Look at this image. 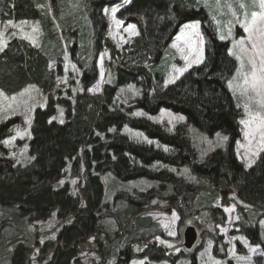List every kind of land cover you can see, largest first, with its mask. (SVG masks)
<instances>
[{
	"label": "trees",
	"instance_id": "16d2710c",
	"mask_svg": "<svg viewBox=\"0 0 264 264\" xmlns=\"http://www.w3.org/2000/svg\"><path fill=\"white\" fill-rule=\"evenodd\" d=\"M120 1H86L95 27L94 40L99 49L106 29L102 11L106 6ZM201 4L200 0H132L130 7L119 17L138 27L140 44L137 53L152 68L141 69L140 73L121 70L114 85L106 86L100 95H92L89 89L98 79V70L93 64L90 70L83 72L82 91L72 96V101L60 98L63 93L58 89L57 80L62 76L61 69L60 66L56 70L50 68L49 58L43 52L48 53L46 45L41 50L21 38L9 40L0 53V91L13 96L34 85L49 95V101L45 108H37L34 112L29 161L26 165L16 164L3 145L11 127L21 123V120L15 118L0 124V207L11 213L17 212L15 214L20 216L16 228H13L10 220L2 222L0 250L5 247L6 237L26 235L25 232L34 223L56 214L59 219L70 218V221L60 228L56 237L57 245L46 244L41 248L42 253H50L46 264H81L79 245L91 238L101 247L103 257L108 258L105 244L107 237H103L100 232L101 223L107 217L104 212L107 205L103 177L112 174L123 182L148 179L160 183L161 190H165L168 184L173 188V195H165V198L175 204L179 199L177 185L182 180L167 170L151 171L150 167L155 163L189 167L195 176L209 182L220 193L226 194L221 188L227 187L228 192H235L242 201L264 210V151L258 162L250 168H246L236 156L237 142L241 138L239 121L242 113L228 90L227 82L237 64L228 55L227 45L216 40L214 31L208 27L211 24L207 26L209 17ZM40 6L34 0H0V23L49 21ZM146 18L148 22L145 23ZM194 20L203 21L204 28L208 30L204 31L209 40L205 62L165 89V98L168 100L155 101L150 91L155 90V82L159 85L162 83L165 69L160 68L164 63L167 45L180 26ZM47 29L49 35L51 31L49 27ZM106 47L115 57V50L108 41ZM76 48L77 45H74L73 50ZM127 84L142 86L144 91L132 110L140 109L153 116L161 109H167L183 115L186 123L170 132L164 125L134 119L131 112L123 113L118 107L113 109V98L118 88ZM67 94L71 95L70 92ZM54 95L58 98L53 99ZM60 104L65 113L62 124L52 120ZM125 126L143 131L150 140L169 147V153L124 135L121 131ZM187 126H193L209 136L218 132L227 134L226 148L214 151L205 163L196 162ZM68 167L70 178L78 180L77 193L70 192L69 184L57 187ZM142 196L148 197L147 194ZM153 196L150 194L148 198ZM142 204L139 201L136 207ZM133 209L125 208L119 212L118 216L124 212L128 214L124 221L116 219L120 227L129 223H132V227L142 220L132 216ZM11 228L13 231L9 230ZM30 241L25 236L23 241L14 242L11 249L5 248L2 255L8 258V264L26 263L30 254ZM161 252L158 250L157 254L160 256ZM133 256L127 246L120 251L115 264H129Z\"/></svg>",
	"mask_w": 264,
	"mask_h": 264
},
{
	"label": "rangeland",
	"instance_id": "374dc122",
	"mask_svg": "<svg viewBox=\"0 0 264 264\" xmlns=\"http://www.w3.org/2000/svg\"><path fill=\"white\" fill-rule=\"evenodd\" d=\"M34 1L37 6L42 4L43 12L49 18V21L43 19L44 21H22L26 22L23 24L16 21H11L12 24H9V21L0 23V45L3 46L0 53L6 48L9 40L14 37L24 39L41 50L46 45L48 53L43 52L49 58L50 68L56 70L60 66L61 69L62 76L57 80L58 89L63 93L60 96L61 99L72 101V96L81 93V76L83 72L90 70L93 64H96L98 79L89 89V93L92 95H100L106 86L114 85L121 70L126 73H140L141 69L149 70L152 68L150 63L137 53V47L140 44L138 27L135 23L119 17L126 8L130 7L132 0L130 3H125L122 0L103 9L102 18L105 21L106 29L103 34L104 40L100 41V49L94 40L95 27L91 15L88 13L87 0ZM200 1L202 3L201 7L206 9L209 17L207 26L211 24L208 27L214 31L216 40L227 45L228 55L237 64L236 70L229 80L233 82V88L228 87L229 81L227 87L237 108L242 113L240 121L247 119L248 117L244 111L246 103L250 104L253 112L260 111V109L255 102L249 101L247 95H241L240 89L236 87L237 84H242V79L236 76L237 70L240 69V61L236 57L243 54L239 46L234 48L233 45H238L240 41H244L245 47H251L248 33L244 31L242 25L251 21L253 12L259 13L261 11L259 0ZM241 3L244 4V8L240 7ZM113 9H118L115 19L122 22L119 26L113 20ZM245 13H247V16H245ZM144 21L145 23L148 22L147 18ZM194 23L199 24V32L203 36V60L201 63H194L184 74L192 68L204 64L209 46L208 35L204 32L207 30L204 28L205 24L200 20L186 22L180 26L167 45L164 63H160V66L162 64L160 69H165L162 83L159 85L158 82H155L154 88L156 91H150V96L154 97L155 101L168 100L165 98V89L169 85L175 84L184 75L179 76L174 83H168L165 86L169 76L175 74V69L186 66L185 61L181 58V53L173 47V44L184 47L187 36L179 41L177 37L180 36L182 30L188 32L187 29H184L185 25ZM130 25H135V34L128 31ZM34 27L37 29L35 32H33ZM48 27L51 31L49 35H47ZM229 32H231V35H229ZM221 35L225 36V39L222 40ZM106 41L113 46L116 53L115 57H112L110 50L106 47ZM74 45H77V48L73 50ZM101 56L104 57L102 65L104 77L102 81L100 77ZM244 64L243 71H250L246 55H244ZM72 65L76 66L75 70ZM151 72H153V69H151ZM65 77L67 78L66 83L64 82ZM139 80H141V77ZM97 85H99L98 89ZM129 86L134 87L130 88ZM68 92L71 95L67 94ZM143 92L142 86L136 84H127L118 88L117 94L113 98V109L118 107L123 113L131 112L130 115L134 116V119H145L151 123L164 125L170 132H174L177 126L186 123V118L183 115L167 109H161L157 115L153 116L144 113L140 109L134 108L132 110V107H136L137 101L142 98ZM21 93H24V95H20ZM13 96L16 97L15 101L11 99ZM13 96L6 94L0 96V124L3 121L15 118H19L21 123L11 127L9 137L6 140L12 142L10 144L3 143V145L16 164L26 165L29 161L28 149L32 138L34 112L37 108L43 109L46 107L49 95L33 85ZM53 97V99L58 98L57 95ZM62 107V104L56 107L55 119L52 118L53 121L60 124H62L61 119L63 123L65 121L64 108ZM61 110L63 111L62 116ZM137 112L144 113V115L137 116L135 115ZM168 113L173 116H182L184 119L173 120L172 123H169ZM149 117H152V119H149ZM240 125L241 138L237 142L236 156L246 168H250L247 166L248 159L254 161L251 167L254 166L264 150L258 151L257 155L249 153L246 157V148L242 147V145H247L244 137L245 128L241 123ZM125 128L130 131H125ZM187 131L198 163H205L214 151L224 149L227 146L228 140L223 141L218 138V134L219 137L227 136L223 132L209 136L193 126H187ZM17 132L20 134L18 135ZM121 132L134 141L153 145L155 148L167 153L170 151L169 147L160 144L158 141L150 140L143 131L125 126ZM137 133H141L142 136H137ZM144 137H147V139H144ZM148 141H151V143ZM150 170L153 172L167 170L174 177L182 180L177 185L178 201L172 204L165 198V195H173V188L168 184L165 185V190H161L160 183L156 181L137 179L123 182L112 174H106L103 180L106 186L104 199L107 205L104 212L107 217L101 223L100 232L103 237H107L105 244L108 258L103 257L101 247L91 238L79 245L82 258L81 264H115L120 251L126 249L127 246L130 247L134 255L129 264H264V210L242 201L235 192H228L229 188L227 187L221 188V190L227 192L226 194L220 193V190L214 188L209 182L195 176L189 167L180 168L155 163L150 167ZM70 176V167H68L65 176L57 183V187L69 184L70 192L77 193L76 184L78 180H73ZM74 181L75 183H73ZM188 186L191 187L190 190ZM144 194H147L148 197L150 194L154 196L144 198L142 196ZM132 200L134 203H131ZM139 201L143 204L136 207ZM233 207L234 211H225V209ZM125 208H134L132 216L142 220L132 227V223L120 227L116 219L126 220L127 213L124 212L118 216L119 212L125 210ZM15 213L0 207V228L3 226L2 222L7 220L13 223V228L16 224L18 225L20 216ZM173 214L178 217L175 222H172ZM69 221L70 218L61 220L56 214H53L45 221L34 223L27 229L26 235L20 236L18 234L14 238L6 237L5 247L0 250V264H8V258L2 255L5 248L9 247L11 249L14 242L23 241L25 236L31 239L30 254L25 264H46L50 253H42L41 248L46 244L55 243L57 245L56 237L60 228ZM4 227L8 228V226ZM189 227L195 228L198 234L197 243L190 250L184 246L185 231ZM9 230L13 231L12 228ZM169 231L175 232V235H169ZM38 242L39 244H37ZM142 242L143 244H141ZM158 250L163 251L160 256L157 254ZM155 257L161 258L156 259Z\"/></svg>",
	"mask_w": 264,
	"mask_h": 264
},
{
	"label": "snow or ice",
	"instance_id": "6c2138e0",
	"mask_svg": "<svg viewBox=\"0 0 264 264\" xmlns=\"http://www.w3.org/2000/svg\"><path fill=\"white\" fill-rule=\"evenodd\" d=\"M125 3H130L131 0H124ZM241 8H244V4L241 3ZM259 8L261 11L259 13L253 12L251 16V21L246 22L242 26L244 27V31L248 33V40L250 42L251 47H245L244 41H240L237 44H234L233 47H240L241 53L243 55H237V59L240 61V69L237 70L236 76L240 77L242 79V84H237L236 87L240 89L241 95H247L249 98V101L255 102V104L258 106L260 111L253 112L251 110L250 104L246 103L244 105V111L247 115V119H243L240 121L242 125H244L245 131H244V137L247 141V145H242V147L246 148V157L250 153L251 155H257L258 151L264 150V0H259ZM116 11L118 9L112 10V17L117 26H119L122 22L119 20H116ZM235 15V13H233ZM245 16H247V13H245ZM26 23V22H21ZM9 24H12L11 21H9ZM184 29H187L188 32L186 33L184 30L181 31L180 36L177 37V40H181V38L187 36V39H185V45L184 47H179L177 44H173L174 48H177V51L181 53V58L185 61V67L183 68H177L174 70L175 74L169 76L168 80L166 81L165 86H167L168 83H174L176 79L179 78V76L183 75L184 72L188 71L189 68L192 67L194 63H201L203 60V36L199 32V24H187L184 26ZM37 29L34 27L33 32H35ZM135 30V25H130L128 28V31L132 32L133 34ZM229 35H231V32H229ZM222 40L225 39V36L221 35L220 37ZM3 46L0 45V50H2ZM187 49V51H185ZM244 55L247 56V63L250 66V71H243L244 69ZM103 59L104 57H100V63H101V72L100 77L101 81L104 77L103 72ZM67 67V66H66ZM73 69L75 70L76 66L72 65ZM64 82H67V78L65 77ZM130 88L134 86H129ZM228 87L230 89L233 88V82L229 81ZM99 88V85H97V89ZM95 90V89H94ZM27 91V90H25ZM123 91V89H122ZM3 92L0 91V96H3ZM20 95H24V93H21ZM13 101L16 100V97L13 96L11 98ZM63 115V111L61 110V116ZM135 115L140 116L144 115V113L137 112ZM170 119L169 123H172L173 120H183L184 117L182 116H173L171 113H168ZM55 119V117H53ZM149 119H152V117H149ZM61 123H63V120H60ZM111 131H115V129H111ZM125 131H130L129 129L125 128ZM19 135L20 133L17 132ZM137 136H142L141 133H137ZM218 138L227 141L228 137H219ZM14 139V138H13ZM144 139H147V137H144ZM11 140H5L3 143L10 144ZM151 143V141H148ZM255 146V150H254ZM254 161L251 159H248L247 166L251 167L252 163ZM187 171V169H185ZM63 183V181H61ZM75 183V181L73 182ZM225 211H234V207L231 209H225ZM178 219V217L173 214V221ZM167 227V225H165ZM169 235H175V232L169 231ZM163 243V241H161ZM211 244V242H209ZM246 243V241H245ZM171 246V245H169Z\"/></svg>",
	"mask_w": 264,
	"mask_h": 264
},
{
	"label": "water",
	"instance_id": "95a60500",
	"mask_svg": "<svg viewBox=\"0 0 264 264\" xmlns=\"http://www.w3.org/2000/svg\"><path fill=\"white\" fill-rule=\"evenodd\" d=\"M184 237H185V244H184L185 248L189 250L192 249L198 240V234L195 228L193 227L187 228Z\"/></svg>",
	"mask_w": 264,
	"mask_h": 264
},
{
	"label": "flooded vegetation",
	"instance_id": "af4514ba",
	"mask_svg": "<svg viewBox=\"0 0 264 264\" xmlns=\"http://www.w3.org/2000/svg\"><path fill=\"white\" fill-rule=\"evenodd\" d=\"M174 36H172V38H173Z\"/></svg>",
	"mask_w": 264,
	"mask_h": 264
},
{
	"label": "crops",
	"instance_id": "0c3cea01",
	"mask_svg": "<svg viewBox=\"0 0 264 264\" xmlns=\"http://www.w3.org/2000/svg\"><path fill=\"white\" fill-rule=\"evenodd\" d=\"M37 87V86H36Z\"/></svg>",
	"mask_w": 264,
	"mask_h": 264
}]
</instances>
